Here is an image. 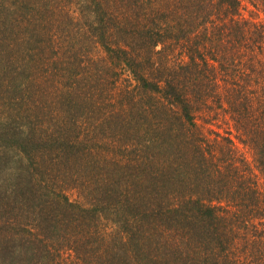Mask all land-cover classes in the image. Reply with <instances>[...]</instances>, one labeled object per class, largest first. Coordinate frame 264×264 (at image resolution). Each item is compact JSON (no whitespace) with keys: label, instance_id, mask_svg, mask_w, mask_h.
Masks as SVG:
<instances>
[{"label":"trees","instance_id":"trees-1","mask_svg":"<svg viewBox=\"0 0 264 264\" xmlns=\"http://www.w3.org/2000/svg\"><path fill=\"white\" fill-rule=\"evenodd\" d=\"M11 160L0 264H264V0H0Z\"/></svg>","mask_w":264,"mask_h":264},{"label":"rangeland","instance_id":"rangeland-1","mask_svg":"<svg viewBox=\"0 0 264 264\" xmlns=\"http://www.w3.org/2000/svg\"><path fill=\"white\" fill-rule=\"evenodd\" d=\"M236 130H233L232 136L234 137L236 144L238 145V147L246 153V155L249 157L250 161H253V163H255V155L254 153L240 140L236 137L235 135ZM13 153V151H10V153H6V155L9 157L11 156ZM14 166H16L15 162L11 160V163L9 164H3L1 169H0V175L1 174H6V172H11L10 170H12V168H14ZM72 197L75 198L76 194L72 193Z\"/></svg>","mask_w":264,"mask_h":264}]
</instances>
